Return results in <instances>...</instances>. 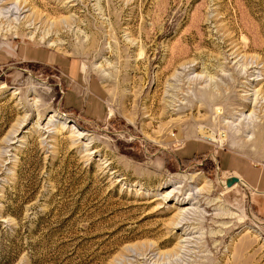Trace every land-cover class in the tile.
<instances>
[{"label":"rangeland","instance_id":"374dc122","mask_svg":"<svg viewBox=\"0 0 264 264\" xmlns=\"http://www.w3.org/2000/svg\"><path fill=\"white\" fill-rule=\"evenodd\" d=\"M263 101L264 0H0V264H264Z\"/></svg>","mask_w":264,"mask_h":264},{"label":"crops","instance_id":"0c3cea01","mask_svg":"<svg viewBox=\"0 0 264 264\" xmlns=\"http://www.w3.org/2000/svg\"><path fill=\"white\" fill-rule=\"evenodd\" d=\"M81 73L85 74L82 71H81ZM92 96L93 97H87L86 99H83V97L81 96V93H76V92L66 93L64 96V99H63V104H64L65 108L71 109L75 112H78L80 115L82 114V116H86V117L90 116L89 118H91V116H94V117L100 118L103 116V109L99 103V97L95 96L94 93L92 94ZM91 99H96V102H97L96 105L98 108L101 109L100 114L96 113V110L94 107L89 106V101ZM195 151H196V149H195ZM239 179H241L246 184L247 188L248 187L249 188H251V187L255 188L254 184L248 183V181L245 178L239 177ZM255 184L257 186H260V185H258V183H256V181H255Z\"/></svg>","mask_w":264,"mask_h":264},{"label":"bare ground","instance_id":"6f19581e","mask_svg":"<svg viewBox=\"0 0 264 264\" xmlns=\"http://www.w3.org/2000/svg\"><path fill=\"white\" fill-rule=\"evenodd\" d=\"M51 46V45H50ZM261 91V90H260ZM263 93V92H262ZM264 102V101H263ZM252 103V102H251ZM251 103H247V107L248 106H250L251 105ZM244 106H245V104H244ZM244 106H243V108H244ZM110 113V112H109ZM110 116V115H109ZM261 129V128H260ZM74 130H76V129H74V126H72L71 128H70V131H74ZM200 134V135H202L204 138H206V139H208L211 143H215V144H218V146H222V143H223V138L224 137H222L221 135H219L218 137L214 134V133H212V132H210V131H208V130H206V129H204V128H198L197 129V134ZM79 135H81L80 137H84V133H78ZM198 134V135H199ZM197 135V136H198ZM233 144V143H232ZM178 178H179V180H178V183H183V182H187V183H196L197 181H201L198 177H196V176H189V177H186V176H177ZM231 179H235V182L234 183H238L239 182V184L240 185H242V186H244V183L242 182V180L241 179H239V181H238V179H236V178H230L229 180H231ZM228 180V181H229ZM228 181H226V182H224L223 183V187H224V189L227 187H230L229 185H227L228 184ZM232 185V184H231ZM205 188V192H207V193H209V192H212V190H213V187L211 186V184H208L206 187H204Z\"/></svg>","mask_w":264,"mask_h":264},{"label":"water","instance_id":"95a60500","mask_svg":"<svg viewBox=\"0 0 264 264\" xmlns=\"http://www.w3.org/2000/svg\"><path fill=\"white\" fill-rule=\"evenodd\" d=\"M234 182H235V179H231V180L228 181V184L227 185L232 184Z\"/></svg>","mask_w":264,"mask_h":264}]
</instances>
